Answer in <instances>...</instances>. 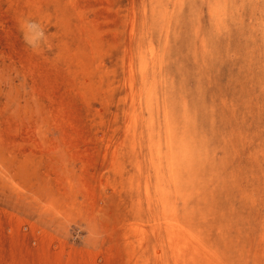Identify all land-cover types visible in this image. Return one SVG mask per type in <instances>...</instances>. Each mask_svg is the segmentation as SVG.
Wrapping results in <instances>:
<instances>
[{
    "label": "rangeland",
    "instance_id": "374dc122",
    "mask_svg": "<svg viewBox=\"0 0 264 264\" xmlns=\"http://www.w3.org/2000/svg\"><path fill=\"white\" fill-rule=\"evenodd\" d=\"M0 264H264V0H0Z\"/></svg>",
    "mask_w": 264,
    "mask_h": 264
},
{
    "label": "clouds",
    "instance_id": "9594fccd",
    "mask_svg": "<svg viewBox=\"0 0 264 264\" xmlns=\"http://www.w3.org/2000/svg\"><path fill=\"white\" fill-rule=\"evenodd\" d=\"M25 43L33 50L37 49L46 39L41 26L34 21H26L21 25Z\"/></svg>",
    "mask_w": 264,
    "mask_h": 264
},
{
    "label": "bare ground",
    "instance_id": "6f19581e",
    "mask_svg": "<svg viewBox=\"0 0 264 264\" xmlns=\"http://www.w3.org/2000/svg\"><path fill=\"white\" fill-rule=\"evenodd\" d=\"M183 233V232H182Z\"/></svg>",
    "mask_w": 264,
    "mask_h": 264
}]
</instances>
